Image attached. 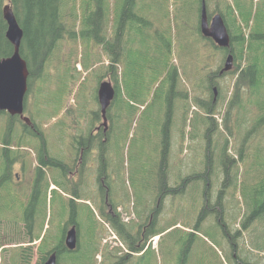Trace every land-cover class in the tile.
I'll list each match as a JSON object with an SVG mask.
<instances>
[{
    "label": "trees",
    "instance_id": "1",
    "mask_svg": "<svg viewBox=\"0 0 264 264\" xmlns=\"http://www.w3.org/2000/svg\"><path fill=\"white\" fill-rule=\"evenodd\" d=\"M72 1L76 11H78V15L73 17L76 21L78 19L79 29L67 32L68 28L66 25L68 23L62 14L63 0H0V57L7 56L12 51L11 43L4 36L6 24L2 16V4L8 2L16 21L23 29L20 50L22 57L27 61L28 83L32 79L40 77L46 60L51 55L57 41L66 32L70 38L82 40L83 44L88 48L92 44H102L105 53L109 55L107 73L112 71L116 75L118 66H120L123 95L119 84L116 83L114 85L115 96L106 110V118L109 123L108 129H111L112 125H114L115 116L110 111L118 99H120L118 102L120 118L129 120V122V117L134 114L136 109L132 101L144 103L141 112L144 114L152 102L158 100L159 104L154 106L152 114L161 116V124L163 123L161 127V142L162 144L167 142L169 145L168 126L171 125L173 120L181 119L180 126L183 128L187 123L189 109H191L192 105H195L196 110H193L194 115L191 118V121L196 123L193 132L196 136L201 137L203 133L201 132V125L207 126L209 124L204 133L207 149L210 146V153L225 152L228 158L232 159L240 167V177L237 174L235 164L231 170L221 168V172L225 173V179L223 181L222 175L216 192H218L219 200L222 202L224 218L216 216V220L222 228H213L216 231V236H212L209 240L207 239L208 244L202 245L197 242L196 237L200 234V226H206L203 223L207 216L215 217L213 214L206 213L209 206L205 202V207L202 208V212L199 214V217L204 216L202 222L200 223L198 218L195 225L190 227L191 231L185 230L190 238L187 246L180 253L178 264H191V260L195 257H200V259H197V264H215L216 262L217 264H264V0ZM202 1L206 4L208 17L211 14L218 13L223 18L230 35V42L227 48L216 47L211 39L205 38L201 34L199 19ZM167 8H170L171 11L167 12ZM110 20L113 22V30L110 38L107 39L104 31L108 27ZM186 43L191 48V57L197 66L193 73L186 66H178L171 59L174 52L173 45L182 44L180 46V50H182ZM200 51L204 55L210 54L215 60L219 57V66L214 69L212 65L206 67V63L204 66L202 62L201 66L198 67ZM212 51L214 52L213 54ZM177 54L182 55L179 51H177ZM227 54H231L233 57V70H231V73L237 72V76L235 81L230 77L231 79L223 87L220 82L222 78L216 72L222 68L224 55L226 57ZM84 66L87 67V64L84 63ZM199 82H201L200 86ZM65 83L66 81L56 77L52 88L57 90L64 87ZM49 84H45L38 91L37 95L40 98L47 87L51 88ZM194 84L197 86V93L191 95L189 91ZM83 87H87V82H83L80 89L77 88L74 94L75 97L83 94ZM213 87L217 88L218 93L223 89V95H216L217 92ZM228 88L230 90L226 96ZM65 93H69L66 88L61 94L60 105L56 106V113L63 103L69 99V96L68 98L65 97ZM224 99H226V103ZM52 102L53 100L43 97L45 105L43 104L42 107L45 108L48 105H52ZM82 102L84 104L80 108L75 109L72 106V109L75 111L81 109L91 113L93 116L92 124L87 128L90 131L93 129V125L96 127L101 121L99 110H93V107L96 108L97 105L95 92L91 101L95 106L92 107L87 99L86 101L82 99ZM224 105L225 109L223 110ZM202 109H204L205 114L201 117L198 113ZM35 110L38 117V108H35ZM215 111L219 112L221 116L218 125L212 116ZM30 116L34 120L33 116ZM11 123L12 121H9L7 129H2L4 134H7V130H10ZM57 126L61 129L62 123H56L55 127ZM38 129L40 132L44 131L40 128ZM69 131L70 129H61L59 138L63 136L67 138L70 134ZM215 131H217V135ZM2 132L0 131L1 137L3 136ZM22 133L20 132L19 135ZM214 134L216 137L212 143L210 140ZM89 138L90 142L87 143ZM181 138H184V132L181 133ZM229 139L232 140L233 146L228 143ZM97 141L96 138L86 135L84 142L87 144L83 147L84 152H87L92 145L96 146ZM112 141L110 137L109 142L105 141V161H103L101 176L103 179L107 177V181L112 180L110 174L112 172L110 161ZM16 143L22 142H18L17 139ZM229 148L230 151L228 150ZM235 150L238 154L237 158L232 157ZM15 154H17V151H15ZM37 154L40 169L43 166L50 165L53 170L58 171L55 168H60L62 173H65L66 167L65 170L62 168L65 166L64 163L50 154L42 137ZM193 160L195 162L198 161L195 157ZM167 163L168 161L166 160L165 170L168 168ZM3 165L4 171L10 166L8 157L3 162ZM81 167L84 168L83 160L78 167V173H82ZM176 168L179 171L178 164ZM181 172L183 173V171ZM1 176L0 185L4 186L0 189V193L6 188L18 194L19 209H14L13 211V222L18 217V222L23 220L27 227L15 228L16 232L13 235L29 237L32 234L35 236L40 235V231L37 228H32L35 216L33 205L39 195V188L41 190L44 189L48 184V180L55 178L53 176L41 178L44 186H39V179H36L33 192L27 202V196L24 199L17 192L15 186L9 180L2 181ZM163 176L165 180L166 171ZM212 178L214 179V174ZM210 182L213 183L212 180ZM203 183L200 182V195H202ZM205 185L207 187L206 183ZM171 189H176V187H171ZM167 191L169 190L167 189ZM222 196L224 199H221ZM208 197L211 198V191L207 192L206 200ZM70 204L73 205V201H70ZM3 207L0 202V209ZM102 210L103 220L117 231L124 241H128V239L122 233L130 234L129 232H134L137 228H140L138 235L143 233V241L146 238V230L149 231L150 237L159 234L154 223L155 213L149 212L142 224L133 223L137 225L136 228L131 226V228L126 229L120 214L114 208H106V210L102 208ZM70 211L69 219L71 222L69 223L77 224L75 209L71 207ZM154 212L158 213L157 210ZM244 218H248V222H243L239 227L240 222ZM228 219L229 222L227 221ZM236 219H239V223L234 225ZM216 220H212V224L208 226H213ZM13 222L6 221L4 223L13 224ZM170 226L172 225L165 228ZM149 228H151V231ZM232 228H238V230ZM3 229L8 230L9 228ZM95 233L96 231L94 236ZM63 238L64 236L61 235L57 241H46L42 237L41 242L44 239V246L40 249L41 255L36 264H43L47 257L46 254L49 255L50 253H55L58 264H64L67 260L71 264H82L81 256L75 255L81 248L80 242L82 238L78 239L77 246L73 250L67 249ZM131 239L133 240L132 244L134 243L136 246L140 242V239ZM224 241H227L229 246H226ZM134 244L131 247L139 251L140 249L135 247ZM46 246H48V250L45 251ZM29 249V247L20 248L16 252L15 255L20 260L18 264H29V261H21L20 258V256L25 255L24 259H26L30 254L28 252ZM95 250L96 248L94 249V257ZM70 251H72L71 255ZM64 254L67 257H63ZM73 255H75V258L72 257ZM109 256L112 255L109 253ZM14 259L13 264H16Z\"/></svg>",
    "mask_w": 264,
    "mask_h": 264
},
{
    "label": "rangeland",
    "instance_id": "2",
    "mask_svg": "<svg viewBox=\"0 0 264 264\" xmlns=\"http://www.w3.org/2000/svg\"><path fill=\"white\" fill-rule=\"evenodd\" d=\"M143 1L146 2L147 0ZM63 6L62 14L65 21L68 23L66 25L68 28L67 32L73 29L78 30V19L76 21L73 17L74 15H78V11H76L73 1L63 0ZM170 11V8H167V12ZM209 17L211 18L212 14ZM112 30L113 22L110 20L108 27H106L104 31L105 38H110ZM67 32L57 41L51 55L45 62L40 77L31 81L25 99L26 114L32 115L36 126L44 130L42 131V138L45 140L47 150L52 156L62 160V162H68L70 147L68 146V140L64 141L65 136L59 138L60 130L87 129L88 126L92 124L93 118L89 111L85 112L81 109L77 111L73 110L72 98L74 100L82 98L83 101H86L87 99L92 107L95 106V104L91 103L92 95L94 92L96 94L98 82L106 78L110 79L114 85L118 83L121 94L123 95L120 66H118L116 75H114L112 71L107 73L109 55L105 53L103 49L104 46L102 44H92V46L88 48L83 44L82 40L70 38ZM181 45L182 44L173 45L174 52L171 59L174 60L178 66L184 65L193 73L197 69V66L192 60L191 48L188 43H186L184 44L183 49L180 50ZM177 51L182 55H178ZM213 53L214 52L212 51V54ZM218 61L219 57L215 60L210 54L204 55L200 51L198 67H200L203 62L204 66L206 63V67L212 65V67L216 69L219 66ZM84 63L87 64V67L84 66ZM80 65L81 67H79ZM219 70L220 69L217 70L216 74H218ZM231 70H233V68H231ZM231 70L223 74L225 76L220 81L223 87L224 84L231 79L230 77H232L234 81L236 79L237 72L231 73ZM56 77L64 81L67 80L64 87L57 90L52 88L54 87ZM83 82H87V87H83L82 96L74 97V94L70 95V98L63 103L56 113V106L60 105L61 94L64 88L69 90L71 86V91L76 87L80 89ZM200 83L201 82H199V86L201 85ZM45 84H49L51 88L47 87L46 91L40 98L37 93ZM229 90L230 88L226 90V96L228 95ZM193 93H197L196 89L191 92V95ZM219 94L221 96L223 95V89H221ZM199 95H201V93H199ZM68 96L69 93H65V97L68 98ZM43 97L53 100L52 105H48L45 108L42 107L45 103V101L43 103ZM224 100L226 103V99ZM119 101L120 99L117 100L116 104H113L110 111V113L114 114L115 120L114 125H112L111 129L109 128L107 133V135L113 140L110 157L112 162V180L107 181L106 177V182H104L105 187L101 189L98 188L95 177L97 166L96 153L89 154L88 149V158L84 163L83 179L81 182L73 183L75 188L82 187V190L77 189L72 193L74 198L78 197L77 202L71 205L66 198L69 197V193L71 192L69 188L63 185L60 180L50 179L44 189L41 190L39 188V195L33 205L35 216L32 222V228H37L40 231L41 237H44L46 241H57L61 235L64 236L65 226L67 227L69 215H71L70 209L73 207L76 211L75 219L80 226V228H78L79 239L82 238L80 242L81 248L75 255L81 256L82 264H97L100 257L104 258L107 253L112 255L113 252L110 250V247L114 244V241H116L113 240L107 242L109 245L105 244L107 247L103 250L101 256L99 250L102 239L110 234V229L116 234L115 230L108 223L106 224L109 228L107 225L103 224L104 222L102 219L104 218L101 215L103 212L102 208H104V210H106V208H114L120 214L127 229L131 228V226L136 228L137 225H134L133 223L138 222L139 224H142L146 215L148 216L149 212L154 210V206L159 205L160 209L162 207L161 212L159 211L161 213L160 217L158 218L159 212H154L156 216L154 223L158 230L157 233H159L158 243H149L150 239H147L148 246L139 252L138 255H135V257L130 260L129 264H178L180 253L187 246V242L190 238L185 230L188 229V231H190V227L195 225L198 218L200 219L199 222H202L204 216L199 217V214H201L202 208L205 207V202L207 203L208 201L210 204L218 202L222 206V202L219 200L220 196L218 192H216V189L217 186H219V180L222 178V175L224 176V173L221 172V166L219 165V160H216L215 153L211 154V157L213 158L211 166L215 171L214 179L212 178L213 183H206L207 174L205 173L203 156L207 142L204 133L209 124L207 126L201 125V132L203 133L201 137H198L193 132L194 127L196 126L195 121H191L189 125L185 124L183 128L180 126L181 119L177 121L173 120L171 122V125L168 126V134L170 135L168 145L169 150L166 152L168 168L165 170V165H159L161 160L160 151L162 147L161 127L163 123L161 124L160 115L152 114V109H154L155 105L159 104V101H153L147 111L140 116L139 113L142 112L144 103H135L132 101V104L135 105L136 109L134 114L129 117L130 122L129 120L120 118V112L118 111ZM83 104V102L79 101L74 102L73 107L78 109ZM35 108H38L37 112L39 119ZM98 108L99 106L97 103L96 108L93 107V110L97 111ZM193 109H195V107H193ZM224 109L225 105L223 107V110ZM204 114V109L198 113L201 117ZM212 116L218 125L221 118L220 113L215 111ZM6 118L7 117L4 114H0L1 132L6 126ZM50 121L52 123H62L61 129L52 125ZM5 128H7V126ZM16 129L17 127L11 126L10 131L7 130L8 135L6 136V139L12 141L10 144L12 148L19 152L28 151L31 153L32 151H35L37 149V144L31 143L30 145H25L15 143L14 140L17 138L13 134ZM182 132H184L183 139L181 138ZM215 133L217 135V131H215ZM2 135L5 136L3 132ZM215 137V134L211 136L210 142H212ZM1 139L2 137L0 135V140ZM2 143L3 141L1 140L0 165ZM183 147L187 148V151L184 152L188 154L185 159L180 158ZM208 149L210 152V146ZM235 153L236 150L233 154ZM194 157L195 159H198L197 162L193 160ZM23 160L25 161L24 158ZM33 162L34 160L31 159L32 164ZM177 164L179 165V171L176 168ZM236 169L237 174L240 177V167L236 166ZM44 171L47 177L57 173V170L55 171L53 168L48 169L47 167L44 168ZM165 171L167 172V176L164 180L163 173L165 174ZM187 171H189V173L185 174ZM211 177H213V174ZM200 182H204V191H211V198L208 197L206 200L204 193L203 195H200ZM39 183V186H44L41 180ZM205 183L207 184V187ZM176 185L183 186H181L182 188L179 187V189H171L172 186ZM3 186L4 185H0V189H2ZM156 186H159V188ZM32 187L33 185L29 182V179H26L25 181L18 179L15 186L17 192L20 193L24 199L26 196L28 197L29 192L32 191ZM165 188L169 191H166ZM162 190L165 191L161 192ZM76 191H78V193ZM179 192L184 193L178 196H172ZM221 199H224V197L222 196ZM0 202L4 206L0 209V264H13V259L16 257L15 254L20 249L19 245H22L23 248H30L28 250L30 253L28 255L29 264H36V261L41 255L40 249L44 246V239L40 242L38 239L39 235L35 236L34 234L31 235V239H28V236L25 235H13L16 232L15 228H27L23 220L18 222V217L17 220L13 222V211L14 209H19L18 194L4 188L0 193ZM206 213L213 214L215 217L208 215L203 223L206 226H200V234L196 237V240L202 245L208 244L209 242L206 240H209L212 236H216V231L213 228H222L217 222L213 226H208L211 225L212 220H215L216 216H218L217 207L216 210L212 211H208L207 209ZM15 214H17V212H15ZM6 221L13 222V224L4 223ZM227 221L229 222V219ZM234 222V225L238 224L239 219H236ZM169 225L172 226L165 228ZM81 226L83 227L81 228ZM3 228L9 229L4 230ZM232 229L238 230V228ZM95 231L96 233L94 236ZM34 241H36V243H33ZM120 241V239L117 240V243H120ZM4 243L10 244L4 245ZM38 243L39 248L38 251H36V245ZM122 243L124 244L123 241ZM2 244L3 246H1ZM14 244H16V246H14ZM224 244L229 246L227 241H224ZM124 246L126 247L125 244ZM150 246L151 248H149ZM3 247L7 249L1 251ZM46 247L45 251L48 250V246ZM95 248V256H97V258L94 257ZM71 254L72 251H70V255ZM75 255L72 257L75 258ZM46 256L48 255L46 254ZM63 257H67L66 254H64ZM111 259L112 256H109V261ZM197 259H200V257L193 258L191 264H197ZM64 264H71V262L67 260ZM215 264H217V262Z\"/></svg>",
    "mask_w": 264,
    "mask_h": 264
},
{
    "label": "water",
    "instance_id": "3",
    "mask_svg": "<svg viewBox=\"0 0 264 264\" xmlns=\"http://www.w3.org/2000/svg\"><path fill=\"white\" fill-rule=\"evenodd\" d=\"M3 18L7 29L5 36L12 44V54L0 59V72L6 71V77L0 78V111L6 110L10 114H22L23 98L27 90L28 67L21 55L20 45L23 29L16 21L9 4L2 7ZM200 30L206 37H210L218 46L226 48L229 45V35L226 24L220 14L206 17L205 6L202 5L200 13ZM232 56L228 54L222 71L230 69ZM114 94L113 86L108 80L101 81L97 88V98L101 107V114L106 123L105 110ZM25 121L28 119L25 117ZM75 229L71 227L65 235V245L68 249L75 247ZM44 264H56L55 253L49 255Z\"/></svg>",
    "mask_w": 264,
    "mask_h": 264
},
{
    "label": "flooded vegetation",
    "instance_id": "4",
    "mask_svg": "<svg viewBox=\"0 0 264 264\" xmlns=\"http://www.w3.org/2000/svg\"><path fill=\"white\" fill-rule=\"evenodd\" d=\"M24 110H25V104H24ZM24 113H25V111H24ZM4 115H8V114L5 112ZM8 116H12V115H8ZM19 117L18 116H14L12 118H14L15 120H18ZM20 122L23 124V126H26L22 121H20ZM29 124L32 126L31 129L22 128L19 132L15 133V136L18 139V142L21 141L22 143H25V145H30L31 143H34L33 138L31 136H33V137L40 136L39 129L35 128L32 125L31 122ZM8 131H10V130H8ZM25 131L30 133L31 136L29 134H26V133H22L21 135H19L20 132H25ZM108 131H109V129L101 128L100 126H97L96 128H93L90 131V136L93 137V138H96L98 140L96 147L98 148V161H100V165L101 166L103 164V157H104L103 149H104L105 141L107 139L106 135H107ZM18 137H21V138H18ZM17 139H15V140H17ZM70 143H71V146L75 145V146H79L80 148L86 146V144L82 141L81 138H78L77 140H74L73 138H71L70 139ZM91 147H93V145ZM167 149H168V146L164 144L163 148L161 149V160H160V162L158 161L160 166L166 165V151H167ZM91 151H93V149ZM82 155H83V151L82 150H79L78 152H73V151L70 152V161H69V163H70V168L71 169L68 170V174L77 175L76 172L78 171V167L81 164L82 159H83ZM31 156H32V158H31ZM31 156L29 155L27 157V155H24V159L26 160V163H25V165H23L19 169L18 172H15L13 169H12V171L11 170H5V174H6L7 178L8 179H16V180L19 179V180H23V181H25L26 179H31V178H34V177L36 178V177H40V176L46 178L47 175H46V173L44 171V167H47L49 169V168H51V166L50 165L43 166L40 169V167H39V159L37 157H35L34 155H31ZM7 157H8V152L6 151V152H4L2 154V162H1V169L2 170L4 168L3 162L7 159ZM31 159L34 160L33 164L31 163ZM15 163L16 162H14L13 167L15 166ZM98 179L100 181V186L103 187L104 186V182H103L102 176H98ZM193 185H192V187H193ZM181 186H183V185H180V186L177 185L176 189H179V187H181ZM173 188H175V186H173ZM165 190H166V188H165ZM165 190H162L161 192H164ZM69 222H71L70 219L68 220L67 227L65 228V235H66L67 231L71 227H74L75 236H76V245H75V247H76L77 243H78V239H79L78 228H80V226H79V223L76 224V223H69ZM139 229L140 228H137L134 232H129L130 234L124 233L125 238L128 239V241H126V247L131 248V246L134 244V243L132 244L133 240L131 238L140 239V242H138V246L139 247L146 245L147 239L149 238L148 231L146 230V238L143 241V233L138 235ZM130 240H131V242H130ZM142 248L145 249V247H142ZM129 254L133 255L135 253H133V254L129 253ZM130 255L127 258L124 259L125 262L129 260V258L131 257ZM20 258H21V261H29L28 260L29 257L24 259L25 255L24 256H20ZM56 262H57V260H56ZM119 263H121V262H119Z\"/></svg>",
    "mask_w": 264,
    "mask_h": 264
},
{
    "label": "bare ground",
    "instance_id": "5",
    "mask_svg": "<svg viewBox=\"0 0 264 264\" xmlns=\"http://www.w3.org/2000/svg\"><path fill=\"white\" fill-rule=\"evenodd\" d=\"M201 34H202V32H201ZM204 37L206 38V36H204ZM5 77H6V71L5 70H2L0 72V78L4 79ZM22 144H25V143H22ZM164 144L168 146L167 142H165V143L162 144L161 149L163 148ZM211 154L212 153L209 152L208 154H205L203 156V162L205 163V173L207 174V176H206V183L207 182L209 183L210 180H212L211 175L214 174V172H215L214 169L211 166L212 163H213V158L211 157ZM215 155H216V160L217 159L219 160V165L221 166V168H224L226 170H231V168L233 167L234 164L236 166L238 165L236 162H233L232 159L228 158V156H227V154L225 152H220V153L216 152ZM222 171H223V169H222ZM223 172H225V171H223ZM224 175H225V173H224ZM227 177L229 178V175ZM206 205L209 206L208 207V211L216 210V207H217L218 208V216L217 217L218 218H220V217L223 218L222 206L218 202H214L213 204H210L207 201ZM149 230L151 231L150 228H149ZM115 232H116V234L110 229V234L106 238H103L102 241L100 242V250H99V253L102 256L103 250L107 247V245H105V244H108L107 242H111L113 240H116V241H114V244L111 245V247H110V250L113 252L112 253V259L109 261V253H107L104 256V258H101V257L99 258V260H98L99 262L97 261V264H114V263H118V264H129L130 260L133 257H135V255H138L139 252H141L142 250H144V248H142V247H145L146 248L148 246L147 243H146L145 246H140V247L138 245L136 246L134 244L135 247H138L140 249L139 251L134 250L132 247L131 248L125 247L124 244L126 245V241L123 240V238L117 233V231H115ZM122 234L124 235V233H122ZM148 235H149V231H148ZM119 239L123 240L124 244L122 242L117 243V240H119ZM75 245H76V242H75ZM129 253H132V254L135 253V254L130 255ZM129 255L131 257L129 258L128 261L125 262L124 259L127 258ZM17 257H15V259H14V261H15L16 264L20 263V261H19V259H17ZM95 257L97 258V256H95ZM46 260H44L43 264L45 263ZM119 262H121V263H119ZM56 264H58V263L56 262Z\"/></svg>",
    "mask_w": 264,
    "mask_h": 264
}]
</instances>
